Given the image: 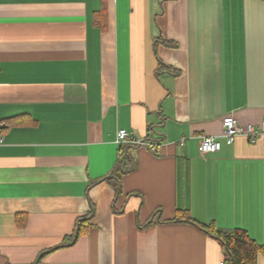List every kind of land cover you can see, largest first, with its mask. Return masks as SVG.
Returning <instances> with one entry per match:
<instances>
[{"label": "crops", "instance_id": "0c3cea01", "mask_svg": "<svg viewBox=\"0 0 264 264\" xmlns=\"http://www.w3.org/2000/svg\"><path fill=\"white\" fill-rule=\"evenodd\" d=\"M228 114L264 119V0H0V264H33L90 203L37 264H219L216 239L166 222L184 210L245 230L264 264V133L199 151Z\"/></svg>", "mask_w": 264, "mask_h": 264}, {"label": "trees", "instance_id": "16d2710c", "mask_svg": "<svg viewBox=\"0 0 264 264\" xmlns=\"http://www.w3.org/2000/svg\"><path fill=\"white\" fill-rule=\"evenodd\" d=\"M125 148L126 147H137L131 144H121ZM120 147V156L115 161L114 165L112 166L109 173L100 178L101 180H106L111 184L113 189L115 190V195L113 199L112 208L116 210L114 204L116 198L121 193V176L133 170L135 163L132 155L126 151V149ZM99 179L95 180L94 182L98 181ZM155 213H159L160 209L155 210ZM94 206L90 203V209L86 216L83 218H78L76 226L73 232L65 236L63 240L56 246H53L47 249V252L53 251L54 249L68 246L74 243L75 239L79 237L82 233H84L87 228L89 227V223L87 221L93 216ZM176 221H184L188 223H192L202 229L206 234L210 235L214 239L218 241L220 244L223 254H224V261L227 264H257V255L261 249L253 239L249 237L247 232L243 229H234L230 232H223L217 230L212 224H201L195 221L189 213L184 210L178 214V216L167 220L166 222H176ZM153 222V218L150 219L146 224H150ZM159 222H163L159 219ZM76 235V238H75ZM46 252V253H47ZM34 264V263H33Z\"/></svg>", "mask_w": 264, "mask_h": 264}, {"label": "built area", "instance_id": "2783aa9c", "mask_svg": "<svg viewBox=\"0 0 264 264\" xmlns=\"http://www.w3.org/2000/svg\"><path fill=\"white\" fill-rule=\"evenodd\" d=\"M223 132L220 136L218 135H205L199 134V151L202 154L216 152L221 149L222 141L220 137L224 139L227 144H231L235 137L241 134H245L248 137L254 139L261 133H264V119L260 128H255L253 125L248 124L246 127H242L237 123L234 116L228 114L222 118ZM115 140L118 144H131L135 146L150 147L156 151L153 143L147 138H139L132 131H128L125 128H118L116 131ZM184 138L179 140L180 144H183ZM219 264H226L224 260H221Z\"/></svg>", "mask_w": 264, "mask_h": 264}, {"label": "water", "instance_id": "95a60500", "mask_svg": "<svg viewBox=\"0 0 264 264\" xmlns=\"http://www.w3.org/2000/svg\"><path fill=\"white\" fill-rule=\"evenodd\" d=\"M0 127H2V126L0 125ZM75 238H76V235H75ZM46 252H47L46 250L40 252V253L38 254V256H37V258H36L34 264H37L38 261H39V260H40V259L46 254Z\"/></svg>", "mask_w": 264, "mask_h": 264}]
</instances>
